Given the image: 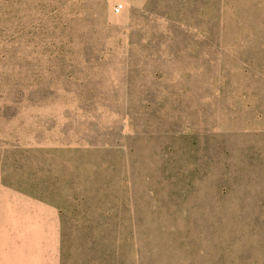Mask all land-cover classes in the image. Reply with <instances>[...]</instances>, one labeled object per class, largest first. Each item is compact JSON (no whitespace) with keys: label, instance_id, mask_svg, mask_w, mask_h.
I'll list each match as a JSON object with an SVG mask.
<instances>
[{"label":"rangeland","instance_id":"rangeland-1","mask_svg":"<svg viewBox=\"0 0 264 264\" xmlns=\"http://www.w3.org/2000/svg\"><path fill=\"white\" fill-rule=\"evenodd\" d=\"M0 264H264V0H0Z\"/></svg>","mask_w":264,"mask_h":264},{"label":"built area","instance_id":"built-area-1","mask_svg":"<svg viewBox=\"0 0 264 264\" xmlns=\"http://www.w3.org/2000/svg\"><path fill=\"white\" fill-rule=\"evenodd\" d=\"M122 9H123V3L121 2H117L113 7L114 13L116 14L120 13Z\"/></svg>","mask_w":264,"mask_h":264}]
</instances>
